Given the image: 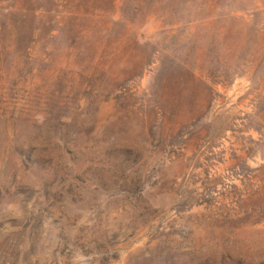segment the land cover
<instances>
[{"label": "rangeland", "instance_id": "rangeland-1", "mask_svg": "<svg viewBox=\"0 0 264 264\" xmlns=\"http://www.w3.org/2000/svg\"><path fill=\"white\" fill-rule=\"evenodd\" d=\"M11 6L0 264H264V0Z\"/></svg>", "mask_w": 264, "mask_h": 264}, {"label": "trees", "instance_id": "trees-1", "mask_svg": "<svg viewBox=\"0 0 264 264\" xmlns=\"http://www.w3.org/2000/svg\"><path fill=\"white\" fill-rule=\"evenodd\" d=\"M38 9L42 10L41 7H39ZM16 11H17V9L14 8L13 6L8 7V8L7 7H1V9H0V12H5L7 14H12V12H16ZM21 11L23 13V15H21V16L24 17V18H26L28 14H31V12H35V11L29 9V7H28V9H26L24 7H21Z\"/></svg>", "mask_w": 264, "mask_h": 264}]
</instances>
